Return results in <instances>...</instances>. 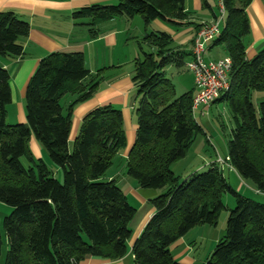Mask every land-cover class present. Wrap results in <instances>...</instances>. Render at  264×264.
I'll return each mask as SVG.
<instances>
[{
    "label": "trees",
    "instance_id": "obj_1",
    "mask_svg": "<svg viewBox=\"0 0 264 264\" xmlns=\"http://www.w3.org/2000/svg\"><path fill=\"white\" fill-rule=\"evenodd\" d=\"M222 2L227 19L209 43L222 46L232 59L229 88L215 102H225L233 117L226 159L264 193V99L258 104L253 100L255 91H264V47L248 58L252 0ZM112 4L83 7L73 17L88 20L95 36L103 21L141 15L146 24L143 40L156 49L135 61L138 130L126 174L142 188L164 191L151 199L155 213L134 241L135 262L182 264L171 246L199 225L216 226L228 210L226 234L205 264H264V201L238 191L216 161L207 171L186 179L172 168L188 155L202 126L193 111L194 88L177 95L166 69L187 67L193 50L179 46L167 31L148 27L154 21L186 23L190 19L186 0ZM200 27L197 24V31ZM30 32L28 21L13 11H0V56L23 57L26 52L20 38ZM101 71L92 74L83 52L49 53L29 81L26 122L11 124V73L0 67V202L12 209L4 219L5 264H82L88 256L117 260L128 253L137 208L116 179L106 178L127 146L123 111L111 105L94 109L71 144L74 106L93 97L103 79ZM67 94H78V98L65 110ZM32 136L58 174L62 170V177L43 158H35L29 145ZM225 194L234 196V208L226 206ZM3 246L0 229V260Z\"/></svg>",
    "mask_w": 264,
    "mask_h": 264
},
{
    "label": "crops",
    "instance_id": "obj_2",
    "mask_svg": "<svg viewBox=\"0 0 264 264\" xmlns=\"http://www.w3.org/2000/svg\"><path fill=\"white\" fill-rule=\"evenodd\" d=\"M112 2L114 0H0V11H13L21 19L31 24L30 35L20 38L26 54L23 57L16 58L0 56V67L7 68L11 73L13 102L8 106L9 123L26 122V92L29 81L40 61L54 51L83 52L86 65L92 74L96 75L102 70L103 79L93 97L74 106L71 144L80 132L83 119L94 109L111 105L123 111L128 142L123 151L121 150L120 155L125 160L121 162V169L107 173L106 178L116 179L131 204L137 208V213L131 222L133 236L128 245V253L123 258L111 260L88 256L82 264H137L133 254L134 241L155 213L151 199L164 191L142 188L135 179L126 174L127 157L136 141L138 130L136 113L139 104L138 88L133 80V72L126 73L123 71L122 65L117 62L118 58L115 57L112 50L119 42L120 23H123L127 18L116 17L101 22L97 27L99 33L93 36L88 26V20L77 21L73 17L74 12L83 7ZM205 6L210 7L215 16L216 12L212 8L210 0H186V8L190 13V19L186 23L183 25L164 21H157V23L164 31L172 35L175 43L187 50H193L197 24L208 21L207 18L195 16L196 12L194 13L193 8L201 10ZM248 14L251 32L246 37V46L247 56L251 59L264 47V0H252L248 7ZM170 23L176 29L169 26ZM214 51L217 52L213 54ZM226 56L227 53L222 46H214L213 43H209L208 59H219ZM191 59L192 57L188 61ZM89 81L90 79H87L84 83L87 84ZM77 98L78 94L64 96L65 110ZM220 103H214L213 106ZM206 110H209V108H201L203 113ZM29 145L36 159L43 158L50 167L58 172V168L49 160L44 148L34 136L31 137ZM227 155L228 153L226 157ZM214 158L213 156L207 158L204 165L210 166L216 160ZM226 170L235 172L242 181H245L230 165L227 169L223 168L224 174ZM253 187L256 197H261L259 200L264 201V193L258 191L254 184ZM249 188H251L250 185H247L245 192L240 190L241 188L239 191L248 195ZM248 196L254 197L253 195ZM189 233L171 246L174 257L182 264H205L217 243L215 242L216 244L212 245L211 250L205 257L195 256L193 254H197L198 248L197 245L191 244L192 242H195V244L198 242L196 240L189 242L190 240H188L189 248H187L186 237ZM182 246H184L183 249H181ZM179 249L180 251H178ZM175 251L178 252L175 253Z\"/></svg>",
    "mask_w": 264,
    "mask_h": 264
},
{
    "label": "rangeland",
    "instance_id": "obj_3",
    "mask_svg": "<svg viewBox=\"0 0 264 264\" xmlns=\"http://www.w3.org/2000/svg\"><path fill=\"white\" fill-rule=\"evenodd\" d=\"M120 0H114L116 5ZM221 0H210L211 6L217 15L221 14L220 11ZM195 16L207 18L208 22H211L215 17L212 9L205 6L203 9L198 10L193 8ZM227 17L223 23L226 22ZM157 21L152 22L148 30L149 31H164L163 28L158 25ZM172 28V24H168ZM146 24L141 15H137L132 19H125V21L120 23L119 31V42L113 51L114 55L122 65V69L126 73L134 74L135 61L137 58H143L144 53H154L156 49L146 44L143 40L146 34ZM141 46L143 48H141ZM206 49H209V43L206 44ZM217 51L212 52L215 54ZM167 75L172 80L176 87L177 95H182L185 92L192 90L194 88V74L188 69V67H183L181 69L174 66H169L167 69ZM264 97V92L255 91L253 94V100L257 104ZM65 105V104H64ZM26 113V111H25ZM196 120L202 126V131L199 132L194 142L189 150L188 155L175 162L172 166L175 174L181 179H186L188 176L195 172H204L209 169V166H205V161L211 156L216 158V162L219 164L220 168L223 170L228 168V164L224 161L226 159V154L228 153V141L230 137L231 130L233 128V117L230 112L228 105L225 102H221L219 105H214L213 107L206 110V112H201L198 110L196 112ZM17 123V122H16ZM19 123V122H18ZM123 151V149H122ZM121 152V151H120ZM116 157L113 165L107 173L117 171L121 169V162L125 159L120 155ZM49 158V156L47 155ZM214 158V159H215ZM224 159V160H221ZM50 160V159H49ZM26 162V161H25ZM27 163V162H26ZM200 167V168H199ZM56 171L57 177H62V170ZM226 176L229 178V182L239 191H246L247 185L251 188L248 189V195H253L255 198L259 199L261 197H256V192L253 187V183L250 180L242 181L235 172L225 171ZM245 182V183H244ZM258 196V195H257ZM224 201L228 208H234L236 205L235 198L232 194H225ZM12 209L8 205L0 202V229L3 236L4 246L3 252L0 260V264H5L6 254L8 251V240L4 228V219L7 215L11 213ZM229 211L224 210L220 216L219 222L216 226L211 225H199L195 227L189 235L186 237L187 248H189L188 243L196 240L198 243L192 242L191 245H197L198 257H205L211 250L212 245L219 239L223 238L226 234V225L228 219ZM206 226V227H205ZM188 240H190L188 242ZM215 243V244H216ZM194 246V247H195ZM184 246L181 247L183 249ZM180 251V249L178 250ZM178 251H175L178 252ZM198 264V263H197Z\"/></svg>",
    "mask_w": 264,
    "mask_h": 264
},
{
    "label": "built area",
    "instance_id": "obj_4",
    "mask_svg": "<svg viewBox=\"0 0 264 264\" xmlns=\"http://www.w3.org/2000/svg\"><path fill=\"white\" fill-rule=\"evenodd\" d=\"M220 11L221 14L213 21L201 22V27L194 38L193 57L187 63L188 69L194 74V113L202 107L210 108L213 106L229 88L232 59L229 56L219 59L207 58L206 44L218 36L226 17L222 0ZM224 161L227 163V159Z\"/></svg>",
    "mask_w": 264,
    "mask_h": 264
}]
</instances>
